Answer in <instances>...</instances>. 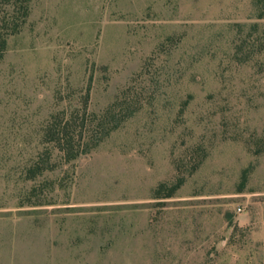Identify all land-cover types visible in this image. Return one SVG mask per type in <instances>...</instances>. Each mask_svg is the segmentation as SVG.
Segmentation results:
<instances>
[{
  "label": "rangeland",
  "instance_id": "1",
  "mask_svg": "<svg viewBox=\"0 0 264 264\" xmlns=\"http://www.w3.org/2000/svg\"><path fill=\"white\" fill-rule=\"evenodd\" d=\"M72 115L119 125L68 159L45 130ZM0 264H264V0H31L0 61Z\"/></svg>",
  "mask_w": 264,
  "mask_h": 264
},
{
  "label": "trees",
  "instance_id": "2",
  "mask_svg": "<svg viewBox=\"0 0 264 264\" xmlns=\"http://www.w3.org/2000/svg\"><path fill=\"white\" fill-rule=\"evenodd\" d=\"M30 2L31 0H0V61L8 47V37L21 30L23 25L26 23L27 18L30 14ZM111 111L105 112L103 115H99L101 118L108 116ZM95 117L98 115L93 114ZM71 118L65 122L62 119H52L46 126L45 136L48 142L53 143L60 151L63 152L64 156L68 159L75 158L81 151L87 152L98 144L106 135L110 133L119 125V121L114 122L109 126L106 122H97L94 126H102L100 135L88 134L83 139L82 129H79L77 133L76 129L80 126H85V121L82 118L81 122H78V118ZM89 125V124H88ZM91 130V129H90ZM94 130V129H93ZM177 186L174 185L167 195L172 194Z\"/></svg>",
  "mask_w": 264,
  "mask_h": 264
},
{
  "label": "built area",
  "instance_id": "3",
  "mask_svg": "<svg viewBox=\"0 0 264 264\" xmlns=\"http://www.w3.org/2000/svg\"><path fill=\"white\" fill-rule=\"evenodd\" d=\"M238 210H241V208L239 207Z\"/></svg>",
  "mask_w": 264,
  "mask_h": 264
}]
</instances>
